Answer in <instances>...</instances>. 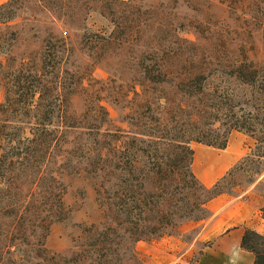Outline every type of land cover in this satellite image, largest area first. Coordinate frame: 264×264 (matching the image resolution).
Returning <instances> with one entry per match:
<instances>
[{"label":"trees","instance_id":"1","mask_svg":"<svg viewBox=\"0 0 264 264\" xmlns=\"http://www.w3.org/2000/svg\"><path fill=\"white\" fill-rule=\"evenodd\" d=\"M29 1L37 10L46 8L49 1L59 8L55 18L73 24L84 22L83 10L98 11L113 25L109 35L100 34L97 42L103 47L116 40L129 4L125 0H7L0 4L4 26L0 37L9 33L10 22ZM221 2L239 18L250 15L256 25L264 24V0ZM70 49L65 39L51 37L38 61L31 56L17 60L10 51L5 61L0 59L5 89L0 111L17 117L27 114L34 120L11 131L7 124L0 125V216L10 220L6 234L26 236L31 228L40 230L38 252L47 264L59 260L62 264H123L127 257L138 256V242L167 235L178 227L176 217L194 208L206 209L223 192L218 183L207 188L195 176L192 142L224 150L233 131L244 132L256 142L255 154L245 159L264 160V64L248 60L216 64L178 57L171 62V71L183 77L173 84L171 128L158 120L154 126L145 121L139 130L125 131L115 124L102 99L91 102L83 115L73 113L71 95L83 88L85 77L80 74L71 87L66 76ZM158 67L163 74V65ZM149 70L147 65L129 83L140 101L134 102L123 89L117 93V105L125 103L122 109H152L157 100L146 93L168 80L161 75L152 78ZM212 71L229 77L211 87ZM237 86L244 87L247 96H239ZM137 87L142 88L141 94ZM64 173L98 179L96 195L103 214L101 223L85 227V243L70 258L50 255L45 247L52 224L69 216ZM196 192L204 193L200 203L193 202ZM261 211L264 220V207ZM241 248L254 255L252 264H264L263 234L246 228Z\"/></svg>","mask_w":264,"mask_h":264},{"label":"rangeland","instance_id":"2","mask_svg":"<svg viewBox=\"0 0 264 264\" xmlns=\"http://www.w3.org/2000/svg\"><path fill=\"white\" fill-rule=\"evenodd\" d=\"M6 1L0 0V4ZM125 1L129 4L123 12V28L115 33L116 40L104 47L97 41L101 40L100 34L109 35L113 25L98 11L83 10L84 22L73 24L55 18L59 8L49 1L46 8L39 10L29 1L20 16L10 22L9 33L0 37V59L5 61L10 51L17 60L31 56L38 61L48 38L65 39L71 46L66 74L71 87L80 74L85 77L83 88L71 95V110L77 116L83 115L91 102L97 104L102 99L115 124L125 131H137L145 121L154 126L158 120L171 128V94L176 91L173 84L183 77L171 71V62L178 57L216 64L243 60L264 64V24L256 25L250 15L239 18L221 0ZM3 30L0 23V36ZM160 64L165 69L163 74L158 70ZM147 65L148 75H161L168 82L153 86L146 93L157 100L152 109H122L125 103L117 105V93L123 89L134 102L140 101L129 83L138 79ZM228 77L223 71L210 72L211 87ZM2 83L0 77V104L5 102ZM237 87L239 96H247L244 87ZM137 92L141 94L142 88L137 87ZM28 122L34 120L27 114L17 117L14 112L0 111V125L7 124L9 131L12 127H28ZM191 147L195 155L197 149L205 150L198 152L202 161L217 160L232 149L237 150L231 166L212 184L203 181V163L194 157L192 171L200 183L207 188L218 183L223 194L208 202L203 211L194 208L184 217H176L179 229H169L170 235L138 242V256L127 257L123 264H249L251 254L241 248V243L232 247L229 256L221 253L219 247L224 240L242 234L243 228L264 224V160L245 159L255 154L256 142L244 132L233 131L224 150L197 142H192ZM62 180L67 187L65 203L69 216L52 224L45 247L50 255L70 258L85 243V227L101 223L103 214L96 195L98 179L85 173H64ZM193 200L202 202L204 193L196 192ZM10 225V220L0 216V264H47L38 252L40 230L31 228L26 236L6 234Z\"/></svg>","mask_w":264,"mask_h":264},{"label":"crops","instance_id":"3","mask_svg":"<svg viewBox=\"0 0 264 264\" xmlns=\"http://www.w3.org/2000/svg\"><path fill=\"white\" fill-rule=\"evenodd\" d=\"M200 150H203V149L202 148L197 149L195 156H196V160H198L200 164L203 163L201 165L203 170L200 173V176L202 177L203 181L207 184L214 183L217 180V178H219L231 166L234 159H236L233 157L237 153V150L234 148L231 150V152L229 154L223 155L220 159L213 160L210 158L209 160H207L205 158V161H202V158L198 157V152ZM203 151H205V150H203ZM206 154H208V153L205 152V155ZM216 155L217 154H214V156H216ZM214 200H216V199H214ZM245 229H246V227L243 228L242 234H238L237 236L233 237V239L224 240L219 247L220 251H222L221 253L225 254V256H229L230 253H232V247L234 245H240ZM254 229L257 232L264 235V224L258 225L257 227H254ZM250 254H251V256H249V264H252L254 261V256L252 253H250ZM240 264H243V263L240 262Z\"/></svg>","mask_w":264,"mask_h":264}]
</instances>
